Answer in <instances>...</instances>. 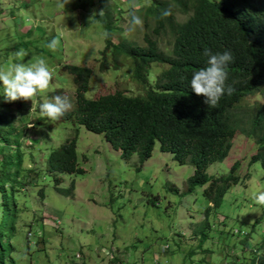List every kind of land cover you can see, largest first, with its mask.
I'll use <instances>...</instances> for the list:
<instances>
[{
    "label": "rangeland",
    "instance_id": "obj_1",
    "mask_svg": "<svg viewBox=\"0 0 264 264\" xmlns=\"http://www.w3.org/2000/svg\"><path fill=\"white\" fill-rule=\"evenodd\" d=\"M148 3L0 0V71L43 58L53 76L49 89L39 93L33 105L6 102L0 82V117L10 121L0 125V133H6L0 141L5 143L0 170L6 178L0 186V222L11 231L1 247L9 248L4 264H257L253 259L264 252V207L253 199L264 191V167L261 158L250 160L258 144L253 137L237 130L224 158L206 166L208 175L225 176L239 160L238 180L210 209L203 227V208L210 204L203 186L187 185L192 165L178 163L171 152L160 150L158 139L140 164L135 151L122 157L102 132L86 129L72 117L51 121L39 110L56 95L67 96L74 105L73 75L64 63L90 67L86 97L115 89L137 93L122 54L114 67L110 50H105V66H99L105 29L95 16L103 10L102 16L121 30L115 35L141 43L154 23L148 18L130 31V13ZM184 16L176 12L178 19ZM157 38L161 49L170 48L168 32L161 31ZM52 39L59 41L55 51L47 47ZM21 50L24 54L18 56ZM164 67V62H150L149 77ZM257 100V94L247 95L240 104ZM21 124L23 132L15 134ZM74 128L76 163L82 170H47L48 151ZM259 155L264 157L263 149ZM71 182V193L58 189Z\"/></svg>",
    "mask_w": 264,
    "mask_h": 264
},
{
    "label": "trees",
    "instance_id": "obj_2",
    "mask_svg": "<svg viewBox=\"0 0 264 264\" xmlns=\"http://www.w3.org/2000/svg\"><path fill=\"white\" fill-rule=\"evenodd\" d=\"M169 7L173 15L162 19L161 11ZM131 9L142 14L144 24L152 19V32H144L143 42L138 43L125 35H115L121 30L111 25V19L96 15L108 33L100 49L103 60L99 66H105V50H110L114 67H118V56L122 54L121 62L125 59L129 63L130 78L139 91L115 89L86 97L90 67L64 63L75 86L73 108L62 118L72 117L86 129L102 132L122 157L135 151L140 164L150 155L155 139L159 141L158 148L171 152L176 162L190 163L193 170L186 178L187 185H202L210 202L203 208L205 227L210 209L219 205L228 186L238 180L235 169L239 160L231 163L225 176L208 175L206 166L224 158L237 130L258 143L250 160L261 158L264 167V157L259 155V150H264V0H149L146 6ZM176 12L185 16L178 19ZM161 31L172 37L167 50L157 42ZM205 49L212 54L229 51L234 57L227 67V85L234 90L223 95L216 108H209L204 97L197 96L190 87L193 74L207 66ZM152 61L164 62L166 67L149 77ZM253 94L260 100L247 106L240 104L244 96ZM9 122L0 117V125ZM24 125L15 134L23 132ZM3 135L6 133H0V141ZM75 137L76 128L48 151L47 170H82L76 163ZM4 144L0 143V153ZM5 181L0 170V186ZM72 187L71 182L58 189L69 194ZM6 227L0 222V264H4V253L9 250L1 248L10 237V228ZM253 261L264 264V252Z\"/></svg>",
    "mask_w": 264,
    "mask_h": 264
},
{
    "label": "clouds",
    "instance_id": "obj_3",
    "mask_svg": "<svg viewBox=\"0 0 264 264\" xmlns=\"http://www.w3.org/2000/svg\"><path fill=\"white\" fill-rule=\"evenodd\" d=\"M70 3V0H64V4ZM63 6V5H62ZM96 12H93V15ZM103 14V10L100 11ZM172 9L161 11V18L172 16ZM131 28L143 26L142 18L136 14L134 9L130 13ZM108 33H105L107 37ZM59 41L52 39L47 47L55 51ZM23 51L17 55H23ZM204 55L208 57L207 66L195 72L190 81V87L197 96L204 97V103L209 108H216L223 95L231 94L234 90L228 81V65L233 62L234 57L231 52L212 54L210 49L204 50ZM53 79L52 72L49 70L45 59H37L35 63L26 65L17 63L11 66L7 71H0V82H2L3 94L6 102L31 101L35 103V98L39 93L46 92L49 89ZM73 108V104L67 96L56 95L50 101L39 105L40 112L51 121H57L65 116ZM256 204L264 207V191L253 196Z\"/></svg>",
    "mask_w": 264,
    "mask_h": 264
},
{
    "label": "built area",
    "instance_id": "obj_4",
    "mask_svg": "<svg viewBox=\"0 0 264 264\" xmlns=\"http://www.w3.org/2000/svg\"><path fill=\"white\" fill-rule=\"evenodd\" d=\"M166 248H167V245L165 244V245H163V246L161 247V251L165 250Z\"/></svg>",
    "mask_w": 264,
    "mask_h": 264
}]
</instances>
